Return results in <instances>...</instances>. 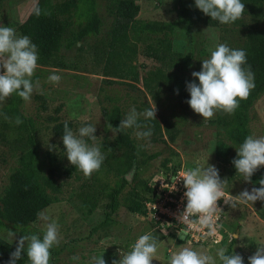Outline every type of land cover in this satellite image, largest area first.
Wrapping results in <instances>:
<instances>
[{
  "label": "rangeland",
  "instance_id": "374dc122",
  "mask_svg": "<svg viewBox=\"0 0 264 264\" xmlns=\"http://www.w3.org/2000/svg\"><path fill=\"white\" fill-rule=\"evenodd\" d=\"M36 1L0 0V26L12 27L17 36H21L17 26L27 17ZM134 1L140 6L135 21L137 24L145 21L175 20L180 9L191 2ZM110 2L111 0L98 1L97 11L102 20L99 34L84 38L71 49L63 47L55 56V63H37L35 74L38 78L35 82L39 81V89L34 91L29 102L23 101L21 110L36 121L37 163L40 173L42 176L47 175L48 169L53 167L58 189H47L53 202L40 211L35 221L17 227L4 220L0 225V237L15 247L19 237L23 235L36 234L42 239L46 222L41 218V214H44L50 218L49 222L54 221L58 225L60 239L59 246L50 249L49 264H94L93 257L98 256H102L106 264H112L113 260L121 258L120 251H131L132 244L145 233L157 238V252L152 264H169L171 255L184 247L215 258L216 249L228 248L229 244H232L230 254H240L244 264H249L248 257L253 255L259 246H264V219L257 212L264 205V201L238 204L236 208L225 204V199H235L245 189L251 191L255 186L250 181H245L235 167L217 159L216 142L222 137L215 123L217 112L211 120L204 122L203 117L195 113L190 106L186 110L178 107L174 93L165 87L160 88L156 95L145 90L142 79L147 72L168 65L144 54L146 44L162 37L159 34H137L138 51L132 64L139 73V82L103 75L108 42L115 21V10ZM242 3L245 5L242 17L231 24L212 27L197 22L187 29L185 24L181 23L169 34L176 58L189 60L185 72L189 81L196 79L198 83V79L192 77L191 73L201 70L202 60L209 58L210 52L218 44L224 43L236 49L243 43L248 26L253 24L264 28V0H242ZM77 28L75 25L68 28L65 36ZM53 72L61 76L58 84L46 82ZM111 78L116 81H105ZM8 99L0 104V197L8 185L10 173L29 147V128L23 124L16 125L15 119L9 115H6L8 120L4 118L2 107ZM112 104L121 107L122 119L132 107L138 112L156 107L155 120L159 124L157 142L152 141V135L148 139L138 140L134 129L127 130L135 144V160L143 162L138 177H135L133 169H127L133 151L117 142V134H113L112 125L102 114L101 107ZM140 120H144L143 117ZM61 121H71L74 133L86 124L96 127L95 141L87 140V143L90 146H99L106 158L100 170L94 172L91 178L86 179L81 171L70 164L62 136L53 133V124ZM248 125L250 135L264 136V92L250 110ZM147 128L149 126L144 123L140 130ZM231 153L236 157L237 148H232ZM197 165H214L221 180L225 181L224 197L218 200V205L222 206L221 218L215 231L206 228L214 235H208L205 241L195 242L191 236L192 231H188L186 225H179L175 217L164 215L157 220L152 210L146 206L144 213H131L125 207L126 196L133 187L141 190L144 181L153 185L157 179L181 176L186 170ZM175 166L177 170L173 173ZM258 170L264 173V166ZM123 176L126 177L127 183L120 195V206L113 214L112 221L103 223L108 192ZM205 224L202 223L198 228L201 229ZM195 232L196 236L197 231ZM26 249L27 242L25 253Z\"/></svg>",
  "mask_w": 264,
  "mask_h": 264
},
{
  "label": "trees",
  "instance_id": "16d2710c",
  "mask_svg": "<svg viewBox=\"0 0 264 264\" xmlns=\"http://www.w3.org/2000/svg\"><path fill=\"white\" fill-rule=\"evenodd\" d=\"M99 0H37L27 17L17 26L20 35H27L36 44L38 50L39 64L55 63V56L64 47L71 49L75 44L84 38L97 35L101 31L102 20L97 11ZM184 5L179 12L177 19L166 22L145 21L137 24L136 16L140 6L134 0H111L110 5L115 10V21L111 37L108 42V50L103 75L110 78H129L135 82L140 81L139 73L132 64L138 47L136 43L137 34L147 33L151 35H162L146 44L144 54L158 62L168 64L166 67H157L149 70L143 77L142 83L147 92L156 95L160 88L174 93L176 105L183 110L188 109L186 101L189 93L186 90V82L189 78L185 72L189 65V60L183 58L178 60L173 49V43L169 34L174 32L176 26L184 23L189 29L193 24L202 22L204 25L219 27L216 20L205 15L195 7V0ZM39 7L40 15L35 14L34 9ZM73 25L78 28L66 35V30ZM247 54L245 69L251 67L254 73V88L245 100L239 101V107L234 114L228 115L217 112L215 123L222 134L216 142V157L225 164L234 167L232 160V148H237L250 135L249 113L255 101L264 92V28L250 25L245 30L244 40L240 47ZM38 78L37 74L32 77L33 83ZM105 79L108 83H114V79ZM178 89V94L176 90ZM23 100L16 94L9 97L8 102L2 107V113L16 119L20 117L21 124L29 128L27 137L28 148L20 156L17 165L13 168L9 176V182L0 197V225L4 220L14 226L23 227L37 219L39 213L48 207L52 202L47 189L56 191L54 174L55 169L50 167L47 175L42 176L37 163L36 147V121L26 116L22 110ZM42 107L45 108L42 103ZM102 114L106 121L114 128L118 127L122 119V109L117 104L101 107ZM64 122L72 128L71 121H61L53 124L52 131L56 136L63 135ZM143 125L146 123L152 129V141L157 142L156 136L159 130L158 122L153 120H140ZM224 139L228 140L226 142ZM116 140L120 145L127 146L133 151L131 161L127 169H133L135 177H138L143 162H136V148L129 131L117 134ZM166 164H164L165 166ZM177 170L176 166L172 169ZM264 178V173L257 170L251 177V183L255 187H260L259 180ZM127 179L122 177L121 181L112 186L108 192L107 210L103 223L112 221L113 214L120 206V195L126 187ZM155 199L154 187L148 185L147 181L142 183L141 190L132 188L124 202L125 207L131 213H144L145 203ZM258 215L264 219V205L257 211ZM15 246L0 237V264H7L10 254L15 250ZM228 253L232 250V244L228 246ZM25 252L17 264H29Z\"/></svg>",
  "mask_w": 264,
  "mask_h": 264
},
{
  "label": "clouds",
  "instance_id": "9594fccd",
  "mask_svg": "<svg viewBox=\"0 0 264 264\" xmlns=\"http://www.w3.org/2000/svg\"><path fill=\"white\" fill-rule=\"evenodd\" d=\"M195 7L201 10L212 20L220 24H231L240 19L244 13L245 5L242 0H195ZM40 15L39 7L34 9ZM38 50L27 35L17 36L12 27L0 26V104L11 95H18L23 101L29 102L34 91L39 89V81L33 83L32 77L37 69ZM247 54L243 49H233L227 44H218L210 52V57L202 60L200 71H193L192 77L196 79L186 82V90L190 99L186 101L191 109L203 117L207 122L216 112L234 114L239 107V101L245 100L254 88V73L251 67L245 69ZM61 76L53 72L47 77L48 83L58 84ZM178 94V89L176 90ZM145 121L156 119V107H150L138 112L132 107L121 119L118 127L112 128L114 135L134 129L138 140L151 137L152 129L140 130V118ZM6 120L9 118L5 115ZM23 121L17 117L16 125ZM146 127V126H143ZM96 127L86 124L76 133L64 122L62 142L65 154L71 165L82 172L83 176L91 178L94 172L100 170L105 155L99 146L89 145L87 140L95 141ZM87 138V139H86ZM232 163L237 173L245 180L251 181L253 174L264 166V136H247L237 147V155ZM179 178L186 188L184 197L187 199L186 207L180 220H187L192 216H200L201 222L210 224L211 217L217 210V201L224 197L222 181L218 169L214 165L201 166L186 170ZM260 187H253L251 191L245 189L235 199H225V204L236 208L238 204H253L257 200L264 201V178L259 180ZM46 222L42 239L36 235H23L19 237L15 250L10 254L7 264H17L25 251L30 264H49L54 246H59L58 225L50 221L47 215L41 214ZM209 235H214L209 232ZM181 238H183L181 236ZM219 243V241H217ZM157 252V238L150 233L140 235L127 253L119 252L120 259L113 260L112 264H152ZM226 247L216 249L215 258L188 247L180 249L171 255L169 264H244L243 257L238 253L227 254ZM94 264H106L102 256L93 257ZM249 264H264V246H259L256 252L248 257Z\"/></svg>",
  "mask_w": 264,
  "mask_h": 264
},
{
  "label": "built area",
  "instance_id": "2783aa9c",
  "mask_svg": "<svg viewBox=\"0 0 264 264\" xmlns=\"http://www.w3.org/2000/svg\"><path fill=\"white\" fill-rule=\"evenodd\" d=\"M179 177L180 176L178 175H174L171 179L160 178L155 180L154 184H151V186L154 187L155 199L147 201L145 206L149 210H152L154 217L157 220L161 219L164 215L172 218L175 217L174 219L179 225H186L187 230L190 232L192 231L191 236L194 238L193 240L195 242L205 241L209 235L207 229L211 228L210 230L215 231L218 225L221 218L222 206H219L217 201L218 207L216 212L211 217V223L205 224V226H202L201 229L198 228V226L202 224L200 216H192L184 221L180 220V216L186 207L187 199L184 197L186 188L183 185L182 179ZM195 231H197L196 236Z\"/></svg>",
  "mask_w": 264,
  "mask_h": 264
}]
</instances>
